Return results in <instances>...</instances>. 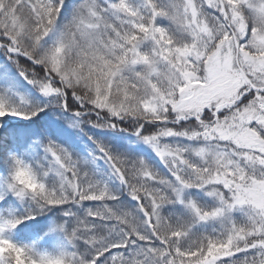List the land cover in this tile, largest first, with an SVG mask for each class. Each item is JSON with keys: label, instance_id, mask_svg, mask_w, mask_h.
Instances as JSON below:
<instances>
[{"label": "snow or ice", "instance_id": "obj_1", "mask_svg": "<svg viewBox=\"0 0 264 264\" xmlns=\"http://www.w3.org/2000/svg\"><path fill=\"white\" fill-rule=\"evenodd\" d=\"M0 264H264V0H0Z\"/></svg>", "mask_w": 264, "mask_h": 264}]
</instances>
